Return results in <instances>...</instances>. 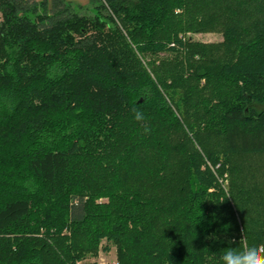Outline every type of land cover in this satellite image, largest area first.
<instances>
[{"label":"trees","instance_id":"obj_1","mask_svg":"<svg viewBox=\"0 0 264 264\" xmlns=\"http://www.w3.org/2000/svg\"><path fill=\"white\" fill-rule=\"evenodd\" d=\"M28 2L0 0V264L264 243V0Z\"/></svg>","mask_w":264,"mask_h":264},{"label":"rangeland","instance_id":"obj_2","mask_svg":"<svg viewBox=\"0 0 264 264\" xmlns=\"http://www.w3.org/2000/svg\"><path fill=\"white\" fill-rule=\"evenodd\" d=\"M29 4L34 2L38 3L42 0H28ZM48 4H51L52 0H47ZM101 0H70L71 8L81 14H93L94 9ZM105 13V12H103ZM180 36H184L186 40L189 41H199V42H217L223 40V35L217 31L208 32H191L181 33ZM106 200V199H102ZM107 242L102 241V246L105 247ZM116 247L111 245L110 250L99 249V251L93 255L88 256L85 262H90L91 264H117Z\"/></svg>","mask_w":264,"mask_h":264},{"label":"clouds","instance_id":"obj_3","mask_svg":"<svg viewBox=\"0 0 264 264\" xmlns=\"http://www.w3.org/2000/svg\"><path fill=\"white\" fill-rule=\"evenodd\" d=\"M131 112L134 120L144 125V133H150L151 129L145 123L144 112L135 105L132 106ZM243 239L244 234L241 240ZM229 243H234V241H229ZM221 260L222 264H264V243L249 244L241 248H226Z\"/></svg>","mask_w":264,"mask_h":264}]
</instances>
